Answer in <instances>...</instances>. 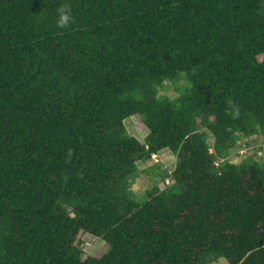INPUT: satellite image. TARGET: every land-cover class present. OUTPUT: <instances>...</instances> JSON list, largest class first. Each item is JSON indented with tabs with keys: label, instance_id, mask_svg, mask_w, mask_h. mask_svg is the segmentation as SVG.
I'll use <instances>...</instances> for the list:
<instances>
[{
	"label": "trees",
	"instance_id": "16d2710c",
	"mask_svg": "<svg viewBox=\"0 0 264 264\" xmlns=\"http://www.w3.org/2000/svg\"><path fill=\"white\" fill-rule=\"evenodd\" d=\"M252 137L264 0H0V264H264V154L229 159Z\"/></svg>",
	"mask_w": 264,
	"mask_h": 264
},
{
	"label": "rangeland",
	"instance_id": "374dc122",
	"mask_svg": "<svg viewBox=\"0 0 264 264\" xmlns=\"http://www.w3.org/2000/svg\"><path fill=\"white\" fill-rule=\"evenodd\" d=\"M125 124L127 131L131 136L144 142L148 132L144 126L140 124L137 118L131 117L126 120ZM262 145L261 138L252 137L247 141H243L241 144L239 143V145L232 149L229 152V159L233 162H239L249 155L257 154L258 157H261L264 153L260 152L259 147ZM176 165L177 158L169 150H164L161 151V153L154 155L147 163H138V167L143 172L135 177L133 181L132 188L135 194L141 196L146 190L151 189L154 185H158L161 189L170 185L172 180L166 177L175 170ZM164 178L166 179L164 180ZM80 248L84 253L83 258L87 256H96L107 249L103 241L90 234H84L81 237ZM223 261L224 260L222 259L219 263L211 264H227Z\"/></svg>",
	"mask_w": 264,
	"mask_h": 264
},
{
	"label": "clouds",
	"instance_id": "9594fccd",
	"mask_svg": "<svg viewBox=\"0 0 264 264\" xmlns=\"http://www.w3.org/2000/svg\"><path fill=\"white\" fill-rule=\"evenodd\" d=\"M70 19V16L68 14V11L64 8L60 9V15H59V20L58 23L60 26L65 25Z\"/></svg>",
	"mask_w": 264,
	"mask_h": 264
}]
</instances>
